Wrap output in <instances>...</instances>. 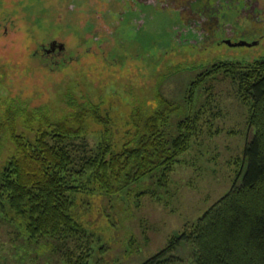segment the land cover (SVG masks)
Listing matches in <instances>:
<instances>
[{
  "label": "rangeland",
  "instance_id": "rangeland-1",
  "mask_svg": "<svg viewBox=\"0 0 264 264\" xmlns=\"http://www.w3.org/2000/svg\"><path fill=\"white\" fill-rule=\"evenodd\" d=\"M50 42L63 49L48 55L42 44ZM263 55L264 0H0V115L15 107L10 117L25 138L45 125L43 113L53 119L87 102L109 116L115 150L133 136V109L150 112L160 97L176 109L167 112L170 134L183 117L191 125L188 148L165 177L108 193L92 170L72 174L71 212L85 233L67 246L89 252L87 264H140L238 184L253 135L250 100L223 69L188 91L214 63ZM103 131L88 118L86 148L97 152ZM14 152L0 134V169ZM56 246L28 241L0 213V264H71ZM192 246L177 247L182 264H191Z\"/></svg>",
  "mask_w": 264,
  "mask_h": 264
},
{
  "label": "trees",
  "instance_id": "trees-1",
  "mask_svg": "<svg viewBox=\"0 0 264 264\" xmlns=\"http://www.w3.org/2000/svg\"><path fill=\"white\" fill-rule=\"evenodd\" d=\"M220 69L238 81L240 92L250 100L248 124L253 135L244 147L246 166L241 180L195 223L140 264H182L175 253L181 242L193 245L191 264H264V55L246 65L239 61L214 63L190 83L191 96L202 76ZM100 106L83 103L53 119L43 113L45 125L33 140L17 132L10 117L16 113L15 107L7 105L0 115V134L8 133L15 145V152L0 169L2 218L16 224L28 241L55 240L57 250L64 248L63 257L71 264H87L91 257L89 252L84 257V252L78 254L67 246L85 233L71 212L70 193L77 189L71 175L92 170L93 178L108 193L121 191L153 173L165 177L178 156L187 150L191 133L185 117L177 122L175 134L167 131V112L176 109L160 97L150 112L133 109V136L115 150L111 145L110 118ZM88 118L104 127L97 152L86 148V139L81 135Z\"/></svg>",
  "mask_w": 264,
  "mask_h": 264
},
{
  "label": "flooded vegetation",
  "instance_id": "flooded-vegetation-1",
  "mask_svg": "<svg viewBox=\"0 0 264 264\" xmlns=\"http://www.w3.org/2000/svg\"><path fill=\"white\" fill-rule=\"evenodd\" d=\"M60 45H61V43L56 45V43L50 42L49 43V47H45V45L42 44V49L49 55V54H53L54 53V51L56 49L55 47L60 49ZM61 49H63V47Z\"/></svg>",
  "mask_w": 264,
  "mask_h": 264
},
{
  "label": "water",
  "instance_id": "water-1",
  "mask_svg": "<svg viewBox=\"0 0 264 264\" xmlns=\"http://www.w3.org/2000/svg\"><path fill=\"white\" fill-rule=\"evenodd\" d=\"M226 43H228L229 45H249V42L245 41V40H240V41H234L232 42L230 39H225L224 40ZM63 47V45H60V49Z\"/></svg>",
  "mask_w": 264,
  "mask_h": 264
}]
</instances>
